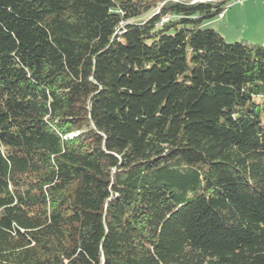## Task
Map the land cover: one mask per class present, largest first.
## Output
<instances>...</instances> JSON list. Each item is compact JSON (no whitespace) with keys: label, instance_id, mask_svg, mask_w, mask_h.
<instances>
[{"label":"trees","instance_id":"trees-1","mask_svg":"<svg viewBox=\"0 0 264 264\" xmlns=\"http://www.w3.org/2000/svg\"><path fill=\"white\" fill-rule=\"evenodd\" d=\"M234 0H0V264H264V46Z\"/></svg>","mask_w":264,"mask_h":264},{"label":"rangeland","instance_id":"rangeland-1","mask_svg":"<svg viewBox=\"0 0 264 264\" xmlns=\"http://www.w3.org/2000/svg\"><path fill=\"white\" fill-rule=\"evenodd\" d=\"M202 27L215 30L226 43H263L264 0H234L215 19L203 23Z\"/></svg>","mask_w":264,"mask_h":264},{"label":"crops","instance_id":"crops-1","mask_svg":"<svg viewBox=\"0 0 264 264\" xmlns=\"http://www.w3.org/2000/svg\"><path fill=\"white\" fill-rule=\"evenodd\" d=\"M260 44L264 45V42L263 43H260Z\"/></svg>","mask_w":264,"mask_h":264}]
</instances>
